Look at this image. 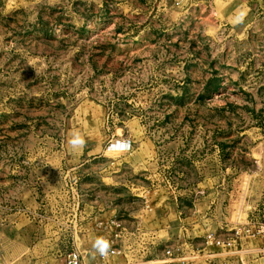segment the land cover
<instances>
[{"label":"rangeland","instance_id":"1","mask_svg":"<svg viewBox=\"0 0 264 264\" xmlns=\"http://www.w3.org/2000/svg\"><path fill=\"white\" fill-rule=\"evenodd\" d=\"M72 251L264 264V0H0V264Z\"/></svg>","mask_w":264,"mask_h":264},{"label":"clouds","instance_id":"2","mask_svg":"<svg viewBox=\"0 0 264 264\" xmlns=\"http://www.w3.org/2000/svg\"><path fill=\"white\" fill-rule=\"evenodd\" d=\"M246 15H247L246 10L237 11V13L234 16L233 23L235 24L243 23ZM86 143L87 142L83 134L77 130H73L70 134V138L67 140V144L70 146L71 150L73 151L76 150L82 151L86 146ZM112 148L113 150L119 152L128 151L131 148V143L130 141L127 140H118L115 142ZM92 248L94 249V252L98 253L101 257H106L110 252L111 243L109 242V240H107L104 237H97L93 242Z\"/></svg>","mask_w":264,"mask_h":264},{"label":"built area","instance_id":"3","mask_svg":"<svg viewBox=\"0 0 264 264\" xmlns=\"http://www.w3.org/2000/svg\"><path fill=\"white\" fill-rule=\"evenodd\" d=\"M176 5H180L183 2H186L188 0H172ZM212 237V234H208L206 238L210 239ZM217 244H219V241H216ZM226 245H230V241L226 242ZM115 250L111 249L110 253H114ZM65 264H81V256L77 251L70 252L66 258H65Z\"/></svg>","mask_w":264,"mask_h":264},{"label":"crops","instance_id":"4","mask_svg":"<svg viewBox=\"0 0 264 264\" xmlns=\"http://www.w3.org/2000/svg\"><path fill=\"white\" fill-rule=\"evenodd\" d=\"M127 141H130L129 139H127ZM131 143V142H130Z\"/></svg>","mask_w":264,"mask_h":264},{"label":"bare ground","instance_id":"5","mask_svg":"<svg viewBox=\"0 0 264 264\" xmlns=\"http://www.w3.org/2000/svg\"><path fill=\"white\" fill-rule=\"evenodd\" d=\"M114 145V144H113Z\"/></svg>","mask_w":264,"mask_h":264}]
</instances>
